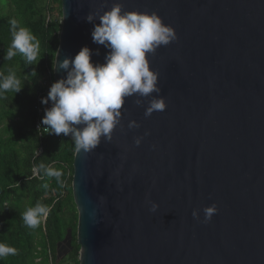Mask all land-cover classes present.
<instances>
[{
  "label": "water",
  "instance_id": "water-1",
  "mask_svg": "<svg viewBox=\"0 0 264 264\" xmlns=\"http://www.w3.org/2000/svg\"><path fill=\"white\" fill-rule=\"evenodd\" d=\"M116 4L156 12L178 39L149 54L160 93L125 97L112 139L75 151L79 263L264 264V0H61L55 82L85 46L105 62L92 31ZM159 97L165 110L146 117Z\"/></svg>",
  "mask_w": 264,
  "mask_h": 264
},
{
  "label": "trees",
  "instance_id": "trees-1",
  "mask_svg": "<svg viewBox=\"0 0 264 264\" xmlns=\"http://www.w3.org/2000/svg\"><path fill=\"white\" fill-rule=\"evenodd\" d=\"M52 2L60 4L61 14V0H0V76L15 73L22 86L18 93L0 91V244L16 249L15 255L0 258V264H80L72 195L74 141L55 134L40 137L35 129L40 80L45 66L53 69L59 45L61 23L54 18ZM11 19L39 41L37 59L31 64L19 52L4 59L12 40ZM41 164L61 171L60 180L48 177ZM37 203L50 211L32 229L24 224L22 213ZM68 230L73 250L58 260L57 244Z\"/></svg>",
  "mask_w": 264,
  "mask_h": 264
},
{
  "label": "clouds",
  "instance_id": "clouds-1",
  "mask_svg": "<svg viewBox=\"0 0 264 264\" xmlns=\"http://www.w3.org/2000/svg\"><path fill=\"white\" fill-rule=\"evenodd\" d=\"M94 18L91 13L86 17L89 22ZM9 23L12 40L4 59L11 60L19 52L27 63H33L38 56L39 41L28 29L20 27L16 19H11ZM92 39L94 43L110 49L105 62L94 63L89 47H83L74 57L59 62V68L66 70L67 76L54 82L42 99L44 104L52 103L41 120L43 129L57 136L71 135L75 150L84 154L93 151L102 137L106 141L112 139L125 97L133 94L148 97L160 93L159 73L150 66L149 54H154L160 46L168 45L178 37L174 28L156 12L122 11V6L116 4L99 17V23L92 31ZM53 66H57L55 62ZM21 88V81L15 73L0 76V91L14 90L18 93ZM165 108L164 97L154 98L145 116ZM79 125L84 127L80 128ZM129 126L138 125L133 123ZM140 143L141 140L137 139V146ZM39 167L45 170L48 177L60 180L61 171L44 164ZM157 207L153 204L150 211L155 212ZM218 210L215 203L204 207L203 222H210ZM49 211L47 206L37 203L22 213V220L27 227L35 229ZM192 215L199 219L200 209H194ZM15 254L14 247L0 244V258Z\"/></svg>",
  "mask_w": 264,
  "mask_h": 264
},
{
  "label": "built area",
  "instance_id": "built-area-1",
  "mask_svg": "<svg viewBox=\"0 0 264 264\" xmlns=\"http://www.w3.org/2000/svg\"><path fill=\"white\" fill-rule=\"evenodd\" d=\"M59 5L60 4H58V3L52 2V7H54L53 13H54L55 7L56 6L59 7ZM55 16H61V15H60V13H58V15H55V13H54V17ZM50 18H51V14L49 13L48 20H50ZM56 20H59V22L61 23L62 17H60V19L56 18ZM54 82H55V79H54L53 69L45 66V71L43 73V77L40 80V87L41 88L38 91L37 97H36L37 118L35 120V129L38 132V135L40 137H42V135H44V134H49L43 129V126L41 125V120H42L43 116L45 115L46 109L51 108L52 103L49 102L48 104H44V103H42V99L47 96L49 89H50V86ZM41 152H42V148L39 149L38 155L41 154Z\"/></svg>",
  "mask_w": 264,
  "mask_h": 264
},
{
  "label": "rangeland",
  "instance_id": "rangeland-1",
  "mask_svg": "<svg viewBox=\"0 0 264 264\" xmlns=\"http://www.w3.org/2000/svg\"><path fill=\"white\" fill-rule=\"evenodd\" d=\"M54 13L55 15H58V13H60V5L59 7L56 6L55 9H54ZM61 16H55L54 18H57V19H60ZM66 256L62 257L60 260H63Z\"/></svg>",
  "mask_w": 264,
  "mask_h": 264
}]
</instances>
